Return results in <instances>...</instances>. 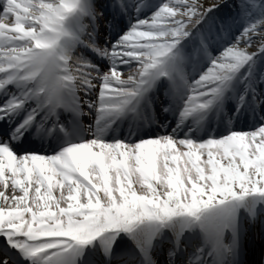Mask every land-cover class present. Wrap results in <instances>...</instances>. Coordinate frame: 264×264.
I'll use <instances>...</instances> for the list:
<instances>
[{
    "label": "snow or ice",
    "instance_id": "1",
    "mask_svg": "<svg viewBox=\"0 0 264 264\" xmlns=\"http://www.w3.org/2000/svg\"><path fill=\"white\" fill-rule=\"evenodd\" d=\"M238 89L251 130L201 139ZM153 102L175 127L105 138ZM196 229L187 264H240L243 232L264 236V0H0V264H116L122 233L155 264L165 230L179 252Z\"/></svg>",
    "mask_w": 264,
    "mask_h": 264
},
{
    "label": "bare ground",
    "instance_id": "2",
    "mask_svg": "<svg viewBox=\"0 0 264 264\" xmlns=\"http://www.w3.org/2000/svg\"><path fill=\"white\" fill-rule=\"evenodd\" d=\"M206 2H211V0H206ZM127 27H128V19L127 18H125V19H123L121 22H120V33L122 34L124 31H127ZM89 54H91V53H89ZM88 54V55H89ZM241 91H242V89H238L237 91H236V93H234V94H229V97L228 98H226L225 99V101H224V103H223V106H222V109L221 110H226L227 111V113H235V115H234V118L233 117H228V119L226 118V119H224L223 120V126L221 127V129H218V130H216L215 132H211L210 131V126H209V123H210V120L212 119V117H213V115L215 114V112L216 111H212V112H209L208 114H207V116L204 118V120H203V126H202V130L200 131V133H199V136H200V138L201 139H207L208 137L205 135V132H209V133H213V134H215V135H220V134H222L228 127H231V128H234V129H241V130H245V131H247V130H251V126H252V124L254 123V120H253V117H252V115H251V113H246V112H243L244 110L243 109H241V113L243 112V114L241 115V116H238L239 115V113H237L236 112V108H237V103H238V97H239V95L241 94ZM158 102H153V104L151 105V106H156L155 104H157ZM146 109H148V108H143V109H141V112H140V115H141V117H144V116H146L145 115V111L144 110H146ZM85 111H87V110H85ZM152 111H150V113H151ZM84 117H87V115L86 116H82L81 117V126H82V128H87V126H83V123H82V121H83V119H84ZM145 118V117H144ZM94 120H95V117H94ZM165 121L168 125H170L169 126V128L170 127H175V125H176V114L175 113H172V112H166V114H164V117H161V119H160V121ZM139 121V120H138ZM137 121V122H138ZM141 121V120H140ZM246 121H251L250 123H246ZM94 123V122H93ZM92 123V124H93ZM147 128L149 127V125H145ZM151 126V125H150ZM137 131H138V133H137V135L138 134H143V135H145L147 132H146V130H144V131H142V130H140L139 128H137ZM193 137L195 138V136H196V133L195 132H193ZM87 136H89V133L87 132V131H84L83 132V138H86ZM62 137V136H61ZM33 138L36 140V142L37 143H40V141H39V139H38V137H36L35 135L33 136ZM51 143V138H49L48 140H46V141H44V144L45 145H47L48 147H49V144ZM245 213V215H243V217H245V218H247V219H249V220H251V217L249 216V214L247 213V212H244ZM198 231H199V229H198ZM166 234H167V237H169L170 238V240L174 243V245L177 247V244H176V240H175V235H174V233L171 231V230H166ZM185 234V238L183 239V240H180V243H181V250H182V252H185L186 250H185V248H184V243H185V241H187V243L186 244H190L191 245V247H194L193 246V243H192V241H193V239L194 240H198L199 239V235H197L196 236V238L194 237V232H185L184 233ZM200 234L202 235V241H204V236H203V233L202 232H200ZM160 238H163V234L161 235V237ZM157 242H158V240H157ZM203 244V243H202ZM202 244H200V245H202ZM199 245V244H198ZM97 248L99 247V244L96 246ZM133 247H134V250H135V252H137L136 251V249H135V246L133 245ZM192 249H194V248H192ZM244 248H243V246H241V252L240 253H242V250H243ZM138 253V252H137ZM157 254V253H156ZM168 258V253H166L165 252V254L163 255H161V256H158V255H155V259L156 258ZM183 256L185 257V254H183ZM189 257H190V255H189ZM167 260V259H166ZM178 260V259H177ZM187 258H186V262H187ZM153 261L155 262V260L153 259ZM116 262V264H128L127 262H125V259H121V260H119V261H115ZM164 262H161L160 260H159V264H163ZM156 264V263H155ZM165 264V263H164Z\"/></svg>",
    "mask_w": 264,
    "mask_h": 264
},
{
    "label": "rangeland",
    "instance_id": "3",
    "mask_svg": "<svg viewBox=\"0 0 264 264\" xmlns=\"http://www.w3.org/2000/svg\"><path fill=\"white\" fill-rule=\"evenodd\" d=\"M119 34H121V33H119ZM116 38H117V34H113L112 36H109L108 31L102 29L98 33L97 43L103 46L105 44V40L106 39L114 41ZM88 59H90L93 63L101 64L103 66V69L107 68V61L106 60L101 61L100 58L95 56L94 54H89L88 55ZM87 111H90V110L87 109ZM157 114L159 115V113H154V115H156L155 117L158 116ZM163 114H164V111L160 114V116H162ZM90 115H91V117H88L87 120H86L87 121V125H91L90 122H91L92 119H94V117H96V113L95 112H91ZM146 118H147V115H146ZM158 126H159V124L157 125V128H158ZM155 127L156 126L154 124L153 125L154 134L156 133ZM171 128L169 130H171ZM133 131L134 130H133L132 126L129 125V127L125 131V134H123L121 136L118 135L115 138L108 137V136L107 137L105 136V138L108 139V140H112V139H125V140H127V139L131 138L129 136H131L133 134ZM154 134L149 133L147 135H154ZM132 139H135V137L134 138L132 137ZM247 223H248L247 220H242V219L240 220V224H241V227H243V229H248L249 224H247ZM243 234H244L245 239H246L244 246H247L246 250H245V253H244V256H246L248 260L255 258L256 261L258 260V257H259V260L261 259L262 260V264H263V260H264V236H261L260 233L258 232V230H248L246 232H243ZM120 236H121V238H120L121 239V243H122V246H123L125 243H127V241H129V238H127V237L125 238V236H124L123 237L124 239H123L122 238L123 233ZM251 238H252V241H250ZM200 241L201 240H197L195 242L197 243V242H200ZM254 255H255V257H254Z\"/></svg>",
    "mask_w": 264,
    "mask_h": 264
}]
</instances>
